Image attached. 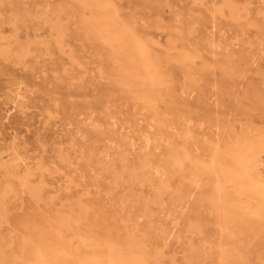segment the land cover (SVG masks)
I'll return each instance as SVG.
<instances>
[{
	"label": "rangeland",
	"instance_id": "obj_1",
	"mask_svg": "<svg viewBox=\"0 0 264 264\" xmlns=\"http://www.w3.org/2000/svg\"><path fill=\"white\" fill-rule=\"evenodd\" d=\"M117 255L264 264V0H0V264Z\"/></svg>",
	"mask_w": 264,
	"mask_h": 264
},
{
	"label": "bare ground",
	"instance_id": "obj_2",
	"mask_svg": "<svg viewBox=\"0 0 264 264\" xmlns=\"http://www.w3.org/2000/svg\"><path fill=\"white\" fill-rule=\"evenodd\" d=\"M229 4V2H228ZM225 5V4H224ZM227 6V5H226ZM230 6V5H229ZM216 7V6H215ZM237 9V8H236ZM233 7H229V12L231 14V16L233 18H236L237 17V10ZM222 11V10H221ZM20 49H21V46H20ZM27 49V48H26ZM191 147V146H190ZM194 174V173H193ZM196 176V175H195ZM160 257V255H158ZM119 256L117 255L115 259H112V263L111 264H116V259L118 260ZM18 259V258H17ZM127 262V261H126ZM13 263V262H12ZM42 263V262H41ZM44 263V262H43ZM125 263V262H124ZM130 264V263H128Z\"/></svg>",
	"mask_w": 264,
	"mask_h": 264
}]
</instances>
